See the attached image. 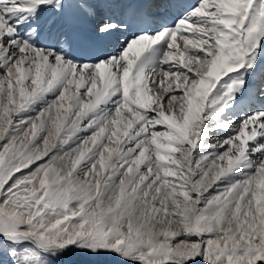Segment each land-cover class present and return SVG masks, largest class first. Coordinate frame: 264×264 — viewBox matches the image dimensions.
Returning <instances> with one entry per match:
<instances>
[{"label":"snow or ice","instance_id":"1","mask_svg":"<svg viewBox=\"0 0 264 264\" xmlns=\"http://www.w3.org/2000/svg\"><path fill=\"white\" fill-rule=\"evenodd\" d=\"M264 264V0H0V264Z\"/></svg>","mask_w":264,"mask_h":264},{"label":"rangeland","instance_id":"2","mask_svg":"<svg viewBox=\"0 0 264 264\" xmlns=\"http://www.w3.org/2000/svg\"><path fill=\"white\" fill-rule=\"evenodd\" d=\"M68 261H65V264H86L83 262L82 259H92V260H98L97 262H92L91 264H111L110 260L102 253L99 256H92L90 253L87 255L84 254H74V253H67Z\"/></svg>","mask_w":264,"mask_h":264},{"label":"bare ground","instance_id":"3","mask_svg":"<svg viewBox=\"0 0 264 264\" xmlns=\"http://www.w3.org/2000/svg\"><path fill=\"white\" fill-rule=\"evenodd\" d=\"M66 260L68 261L67 254H66ZM82 260H83V262H85L86 264H91L92 262H97V263H99L98 260H92V259H87V260L82 259Z\"/></svg>","mask_w":264,"mask_h":264}]
</instances>
